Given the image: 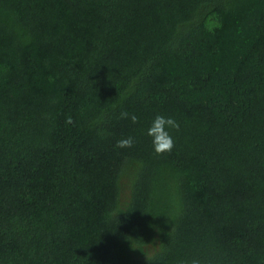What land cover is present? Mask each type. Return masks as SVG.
Instances as JSON below:
<instances>
[{"label":"trees","instance_id":"trees-1","mask_svg":"<svg viewBox=\"0 0 264 264\" xmlns=\"http://www.w3.org/2000/svg\"><path fill=\"white\" fill-rule=\"evenodd\" d=\"M193 260L264 264V0H0V264Z\"/></svg>","mask_w":264,"mask_h":264},{"label":"clouds","instance_id":"clouds-1","mask_svg":"<svg viewBox=\"0 0 264 264\" xmlns=\"http://www.w3.org/2000/svg\"><path fill=\"white\" fill-rule=\"evenodd\" d=\"M122 119H130L133 123L137 122L135 115H129L127 112H121ZM170 129H179V124L171 117L156 115L147 129V135L152 138L153 149L156 154L169 152L174 147V140L170 134ZM134 140L132 137H126L116 142L118 148H130L133 146ZM191 264H198V261L193 260Z\"/></svg>","mask_w":264,"mask_h":264}]
</instances>
